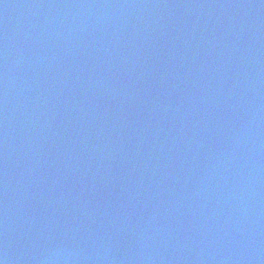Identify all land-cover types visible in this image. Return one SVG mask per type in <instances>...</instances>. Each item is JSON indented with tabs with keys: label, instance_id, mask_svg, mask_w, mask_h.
Instances as JSON below:
<instances>
[{
	"label": "water",
	"instance_id": "water-1",
	"mask_svg": "<svg viewBox=\"0 0 264 264\" xmlns=\"http://www.w3.org/2000/svg\"><path fill=\"white\" fill-rule=\"evenodd\" d=\"M0 264H264V0H0Z\"/></svg>",
	"mask_w": 264,
	"mask_h": 264
}]
</instances>
